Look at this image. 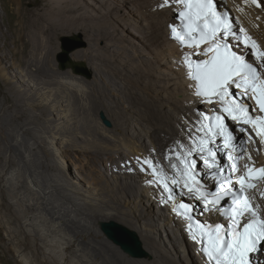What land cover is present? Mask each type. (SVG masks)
Listing matches in <instances>:
<instances>
[{"label": "bare ground", "instance_id": "6f19581e", "mask_svg": "<svg viewBox=\"0 0 264 264\" xmlns=\"http://www.w3.org/2000/svg\"><path fill=\"white\" fill-rule=\"evenodd\" d=\"M66 1L67 10H73L72 6L78 8L74 0ZM86 1L106 17L110 10L120 9L117 5L110 6L112 2L121 4L128 14H125L128 18L121 19V27L128 36L117 30L121 37L116 39L122 41L114 44L116 64L109 71L104 70L108 64L102 69V63L84 61L86 54L79 49L70 54L71 60L81 63L89 77L74 73L69 67L60 69L63 72L59 73L51 71L57 73L53 79L41 77L37 71L48 69L46 55L36 63L33 54L26 53L27 42L19 41L18 29L12 28L11 20L5 24L6 31L0 23V81L15 104L25 106L27 113L35 104H41L46 112L39 123L31 120L41 113L31 112L28 120L31 122L25 123L31 130L17 129L15 125L4 133L8 138L0 141V149L4 148V153L8 150L18 153L19 159L5 154L2 166L13 161L22 171L41 166L57 170L55 175L50 173L44 178L37 172L33 177L18 176L27 191L20 198L24 206L32 209V214L23 216L22 225L30 236L32 252L18 247L16 258L21 264H204L192 236L172 213L173 207L165 202L168 195L156 182L152 169L143 163L151 161L176 190H186L187 194L183 184L173 185L171 181L183 168L177 157L201 164L199 152L188 155L193 141L202 135L197 131L201 112L222 106L217 99L208 103L194 95V83L189 80L184 56L190 59L202 50L180 49L169 39L168 25L173 23L176 11L171 0L164 7H161L164 0ZM225 1L233 12V32H238L236 28L243 29L241 35L246 34L264 51V8L257 9L245 0ZM83 10L88 16H96L87 8ZM14 13L20 20L21 12L17 9ZM0 19L2 22L3 16ZM52 64L51 68L55 69L56 64ZM261 69L264 79V67ZM100 71L104 79H87ZM231 90L239 89L234 86ZM249 94L252 98V93ZM253 102L257 114L264 116ZM78 112L95 114L100 121L81 127ZM232 132L234 152L244 168L240 176H245L246 165L264 168V151L256 146L253 133L239 137ZM219 139L222 140L216 137L210 145L213 150L219 148ZM64 149L94 153L100 159V168H92L87 173L77 170L80 181L68 180ZM172 164L177 168L173 169ZM252 182L254 187L247 189L253 192L264 217V178L254 177ZM188 196L196 199L194 194ZM106 222H114L136 235L144 256L132 257L114 244L101 230Z\"/></svg>", "mask_w": 264, "mask_h": 264}, {"label": "snow or ice", "instance_id": "6c2138e0", "mask_svg": "<svg viewBox=\"0 0 264 264\" xmlns=\"http://www.w3.org/2000/svg\"><path fill=\"white\" fill-rule=\"evenodd\" d=\"M174 2L182 5L183 8L178 14L181 19L180 29L172 27L174 38L181 45L189 48H199L201 44H208L209 47L204 50V55L208 56L211 53L208 59L200 62L190 61L188 55L184 56V63L189 69L188 74L196 81V95L204 97L208 103H213L215 98L222 105L220 114L211 118L205 117L209 123L201 124L197 129L202 135L193 141V148L189 150L188 155L190 156L193 151L199 152L210 169L222 172L223 168L216 159L218 150H213L210 145L215 143L216 137L222 138V148L228 150L229 159H232L231 149L235 137L233 132L229 131L225 118L251 126L260 137L261 143H264V116L253 117L247 102L237 100L236 93L230 89L234 85L243 96L251 92L252 99L260 112L264 113V79L244 55L237 54L229 47L227 38L234 35L233 24L226 14L217 11L214 0H174ZM250 2L258 8H264V0H250ZM169 3L170 0H164L161 7ZM243 31L240 29L241 33ZM236 38L245 48L251 49L250 54L261 62V67H264V51H260L256 43L246 34ZM249 138L251 139V136ZM177 158L180 159L183 168L179 170L177 176L171 178L172 184H183L187 194H194L197 200H202L205 208L211 206L216 209L221 199L228 195V184L221 183L219 190L209 198L196 178L197 162L187 158ZM143 163L152 169L153 177L157 178L156 182L169 193L168 199L174 200L172 189L167 182L168 178L163 171L158 172L149 160ZM171 167L176 169L177 165L172 164ZM232 168L236 171L237 165L233 163ZM245 168V176H240L236 180L240 185L239 192L233 193L231 207L223 213L230 220L226 226L227 231L225 226L218 223L214 227L196 226L200 236L198 242L202 244V251L206 254L209 264H259L258 257L254 261L253 254L264 252V219L257 215L256 209L244 195L246 188L254 187L252 182L254 177L264 178V168L253 169L248 168L247 165ZM228 183L230 184L231 181L229 180ZM173 211L191 220L189 215L191 208L188 204L180 202L174 205ZM242 220L246 222L242 223ZM192 227L190 223V232ZM196 238V233H193V239Z\"/></svg>", "mask_w": 264, "mask_h": 264}, {"label": "rangeland", "instance_id": "374dc122", "mask_svg": "<svg viewBox=\"0 0 264 264\" xmlns=\"http://www.w3.org/2000/svg\"><path fill=\"white\" fill-rule=\"evenodd\" d=\"M79 1L74 0V2L78 4L76 5L78 6V8L72 6L74 9L69 11L64 7L67 3L66 0H0V17L3 16L2 22L4 21V23H0L4 31H6L7 28L5 24H7L9 20H11L12 28L14 30L18 29L17 33L20 35L19 41L22 43L27 42L26 44L28 47H26V53L28 54L29 52H31L35 58L36 63L43 58L42 56L46 55V57H44V60L48 69L45 71H37V73L46 80L53 79L57 75V73H52L51 71L57 70L58 73L63 72L60 71V68L58 67L55 59L57 53L60 51V37L65 35H81L86 43V46L84 48L79 49L86 54V56L84 57V61H89L90 63L94 61L97 62V64L102 63V69L108 64L109 66L104 67V70L109 71V69L114 67L113 65L116 64V47L114 46V44H119L120 39H116V37H121V33H119L117 30H120L125 37L128 36V34L125 33L123 28L121 27V19L128 18L127 11L120 7L121 4H113L112 2L110 6L117 5V7L120 9L110 10L109 14L106 17V15H104L103 13L101 14L97 12V10L93 8V6L89 5L86 0ZM96 4L97 6H99V3ZM224 5L233 17V12L228 4H226V1H224ZM2 8H5L4 11L2 10ZM83 8L89 9L90 11L95 13L96 16L92 17L91 14H89L88 16L87 11L83 10ZM17 9L18 12H21L20 20L16 18V14L14 13V10ZM83 14H86V16H83ZM236 29L238 30V32H234L233 37L242 36L239 28ZM76 30H79L80 33L75 34ZM8 36H10L9 33ZM236 40L238 39L236 38ZM121 41L122 40H120V42ZM28 42H30V44ZM7 47L10 48L9 45H7ZM44 51L50 53H45ZM250 53L251 49L249 48V58L256 59V57H254ZM52 62L56 64L55 69L51 68L53 66ZM4 67L8 68V71H11L8 65H4ZM90 75V78L86 77L88 80L104 79L101 71L99 73H92ZM5 87L6 86L3 84V82L0 81V141L2 142L6 141V139L8 138L4 135V133L8 132L7 130H12L15 125L17 126V129L22 130L28 127V129L31 130V126L25 123L26 121L30 120L32 111H37L41 114L36 118H33L31 121L34 120V122L38 121L37 123H39L42 121L41 118L44 119L46 117L45 109L41 104L32 105L30 113H27L28 110L25 106H17L12 97L9 96L10 94L9 92H7V89H5ZM77 120L79 122V126L87 127L97 124L100 121V118L95 114L82 115L78 112ZM104 124L109 125L108 122H105ZM243 135H245V133H243L242 136ZM239 137H241L240 134ZM2 150H4V148L0 149V264H21L16 258V250L18 249V247H21L27 253L32 252V243L30 236L25 233L24 227L22 226L23 216L32 214V209L28 206L27 208L26 205H23L25 203L24 200H22L23 195L27 194V191L24 186L25 184H23L24 182H22V175H29L30 177H33L34 173L37 172L39 176L41 175V177L44 178L47 177L48 174L50 175V173L51 175H55L57 173V170H55L54 167L41 166L39 169L32 168L31 170L30 168L29 170L28 168L25 170V172L22 171L21 168L17 167L13 161L8 163L6 166H2L5 154L7 156L19 159L18 153H14L12 150L5 151L4 153ZM62 152L64 161L68 166L67 169L65 168V171L67 173L68 180L70 181H80L76 173L77 170L87 173L92 168H100L98 163L100 159L98 158V160L95 157L94 153H82L70 149H64L62 150ZM255 152L259 154L257 150H255ZM44 157V159L47 158L46 156ZM84 162L89 165L87 166L86 164H84ZM20 174V177L22 179L18 177ZM3 178L8 179H6L5 181L3 180ZM11 179L13 180V182L10 181ZM23 206L26 208H24Z\"/></svg>", "mask_w": 264, "mask_h": 264}, {"label": "water", "instance_id": "95a60500", "mask_svg": "<svg viewBox=\"0 0 264 264\" xmlns=\"http://www.w3.org/2000/svg\"><path fill=\"white\" fill-rule=\"evenodd\" d=\"M60 51L57 53L55 59L58 67L61 70L67 67L71 68L74 73L84 74L89 77V74L84 69L81 63H75L71 60L70 54L80 48L86 46L85 41L81 35L62 36L59 39ZM102 232L116 245H118L124 252L135 258L144 256V251L141 248L140 241L137 236L121 227L114 222H106L101 225Z\"/></svg>", "mask_w": 264, "mask_h": 264}, {"label": "clouds", "instance_id": "9594fccd", "mask_svg": "<svg viewBox=\"0 0 264 264\" xmlns=\"http://www.w3.org/2000/svg\"><path fill=\"white\" fill-rule=\"evenodd\" d=\"M226 7V6H225ZM227 9V8H226ZM228 10V9H227ZM229 11V10H228ZM231 14V13H230Z\"/></svg>", "mask_w": 264, "mask_h": 264}]
</instances>
